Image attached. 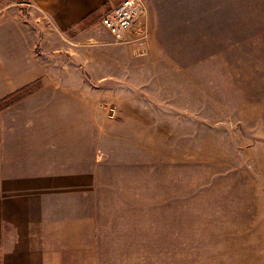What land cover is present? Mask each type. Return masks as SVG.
<instances>
[{
  "label": "rangeland",
  "instance_id": "obj_1",
  "mask_svg": "<svg viewBox=\"0 0 264 264\" xmlns=\"http://www.w3.org/2000/svg\"><path fill=\"white\" fill-rule=\"evenodd\" d=\"M119 1L71 21L57 0V264H264V14L236 45L172 52L180 3L147 0L141 52L100 24ZM8 10L52 27L32 0Z\"/></svg>",
  "mask_w": 264,
  "mask_h": 264
},
{
  "label": "crops",
  "instance_id": "obj_2",
  "mask_svg": "<svg viewBox=\"0 0 264 264\" xmlns=\"http://www.w3.org/2000/svg\"><path fill=\"white\" fill-rule=\"evenodd\" d=\"M33 1L50 12L51 28L0 11V101L17 95L0 108V264H57V85L70 82L73 64L59 62L57 34L65 29H57V0ZM106 1L60 0V6L76 21ZM175 1L180 6H169L165 16L172 52L196 51L186 47L205 44L207 36L220 38L211 44L236 45L237 30L254 13L264 14V0ZM157 19L148 9L146 39Z\"/></svg>",
  "mask_w": 264,
  "mask_h": 264
},
{
  "label": "built area",
  "instance_id": "obj_3",
  "mask_svg": "<svg viewBox=\"0 0 264 264\" xmlns=\"http://www.w3.org/2000/svg\"><path fill=\"white\" fill-rule=\"evenodd\" d=\"M146 13L143 0H120L100 18V24L117 42H135L144 52L147 29L141 18Z\"/></svg>",
  "mask_w": 264,
  "mask_h": 264
},
{
  "label": "trees",
  "instance_id": "obj_4",
  "mask_svg": "<svg viewBox=\"0 0 264 264\" xmlns=\"http://www.w3.org/2000/svg\"><path fill=\"white\" fill-rule=\"evenodd\" d=\"M88 15H90V14H88ZM16 99H17V95L16 94H11V95L7 96L5 99L0 101V108L9 105L11 102H13Z\"/></svg>",
  "mask_w": 264,
  "mask_h": 264
}]
</instances>
